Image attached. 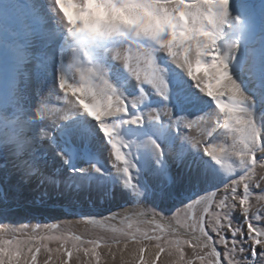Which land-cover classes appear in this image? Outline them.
<instances>
[{"label":"snow or ice","instance_id":"obj_1","mask_svg":"<svg viewBox=\"0 0 264 264\" xmlns=\"http://www.w3.org/2000/svg\"><path fill=\"white\" fill-rule=\"evenodd\" d=\"M21 7L0 0V127L11 130L0 135V205L10 175L17 189L49 181L50 151L75 193L104 180L108 199L116 189L122 211L89 223L131 212L167 226L131 235L137 264H146L144 241H155L151 264L162 254L176 264H264V29L257 37L245 0H51L42 24L40 12L22 20ZM37 30L45 47L28 72ZM60 228L4 224L0 264H40L42 252L45 264L81 253L101 264L102 247L113 259V247H128L127 237Z\"/></svg>","mask_w":264,"mask_h":264},{"label":"bare ground","instance_id":"obj_2","mask_svg":"<svg viewBox=\"0 0 264 264\" xmlns=\"http://www.w3.org/2000/svg\"><path fill=\"white\" fill-rule=\"evenodd\" d=\"M51 0H22V2L19 3L21 7V19L24 21H27L29 23H32V15L34 12H40V21L43 23V13L41 12V9L44 11L47 10V4H49ZM28 5V8H24V5ZM245 4L248 7V12L253 18L254 25H255V33L257 37H259L262 34V28H263V16L261 14V9L264 5V0L254 1V0H245ZM35 5V9L32 8V6ZM29 41H28V58L24 63V68L28 72H34L36 68V60L35 57H37L41 50L45 47L44 40L39 34V31L37 30V34L32 35L29 33ZM255 49L258 51L259 44L256 43L254 45ZM63 101L56 102L54 98V105L59 106L62 104ZM192 119H195V117H192ZM10 129H4L0 127V135L4 134H10ZM75 143L83 146H87V142L76 137L74 138ZM177 151L180 150L179 145H177L176 148ZM4 153H0V156H3ZM8 159H11V156H8ZM71 164H75L76 166H83L84 161L82 160H76L72 159L70 160ZM230 163V161H229ZM79 164V165H78ZM98 167H103L105 170L110 171V165L106 162V157L99 158V161L97 163ZM10 167V165H9ZM49 171L53 173V175L50 177L49 181L47 183H41L37 180H33L31 183L24 184L25 186V197L26 202L22 203L21 205L24 207V209L30 210V211H41V213L45 216V218L51 219L54 216L57 215H63L68 212H74V213H93V216H85L82 214H79V216L76 217V220L84 221L85 218H95V217H105L110 215L111 213L108 211L109 209L112 210V212H121V208H117L118 206H121L122 201L117 198L116 195V189L112 190V199H108L106 196V192L109 187V181L104 180L103 183L93 182L89 185L88 191H80L78 193H75L78 191L74 188L72 185V182L70 180V171L68 174H64V170L59 165V161L55 160L51 156V152L49 151ZM15 175V174H13ZM16 176V175H15ZM70 196L76 199V204L74 206V209L70 208L67 209L66 206L60 205L58 206L55 204L56 198H61L64 202V197ZM46 199L50 201L49 205H46ZM16 205L6 203L4 205H0L1 210H13ZM123 207H131L130 205H125ZM96 213H101L100 215H95ZM136 217L131 213L127 212L121 215L118 219L119 220H133ZM150 218V217H149ZM159 222V221H158ZM160 223V222H159ZM161 224V223H160ZM162 227H167L166 225L162 224ZM136 243H134L133 246H135ZM153 247H148L144 253V259L146 264H151V261L153 260ZM132 254H134V248L130 250ZM129 258L128 261H130L128 264H135L134 259L132 255H124L120 256L117 263H121L122 260Z\"/></svg>","mask_w":264,"mask_h":264},{"label":"rangeland","instance_id":"obj_3","mask_svg":"<svg viewBox=\"0 0 264 264\" xmlns=\"http://www.w3.org/2000/svg\"><path fill=\"white\" fill-rule=\"evenodd\" d=\"M259 1L260 0H254ZM261 14L263 16V28L264 29V5L261 9ZM40 24H42L41 21H39ZM79 165V164H78ZM7 183L10 186V192H11V198L8 200L7 203L13 204L17 206L13 210H1L0 209V220H3L4 223L0 224V228L4 226V224L9 225L10 227L19 228L21 225L28 224V225H35V224H41V225H51V224H57L60 225L61 231L66 232V234L71 236H81L83 239H92L96 237H102L105 240H111L114 236L118 237L122 241L127 237L128 238V247L127 249L123 251H117L116 247H113L112 251L116 253L115 259L112 258V256L109 254L107 248H101L99 251L101 252V264H119L117 263L120 256L124 255H132L133 259L135 260L134 263L137 264L136 255H137V249L140 247L139 244H136L131 241L130 237L131 235H135L137 238H141L145 233L151 234L154 230H158V225L162 227L163 225L160 224L158 221L156 222H149V217H141L139 215H134L136 218L133 220H115V221H105L103 224L100 223H89L91 219H95L96 221H103L104 217H95V218H85L84 221L76 220V217L79 216V214L74 212H68L63 215H57L52 217L51 219L45 218V216L41 213V211H30L27 209H24V207L21 205L22 203L26 202L25 197V186L23 185L19 189L15 187L17 184V178L15 175H10L8 178ZM195 194L194 192L192 193ZM258 194V192H254V196ZM64 202L61 198L55 199V204L58 206H66L67 209H74L76 202V199L70 196H65ZM169 203H177V201H169ZM46 205L50 204V201L46 199L45 202ZM160 210L159 208L157 209ZM167 215V213H164ZM237 223H239V219L236 220ZM117 229V232H113L112 229ZM166 228V227H165ZM7 238V237H5ZM144 243L148 247H153L155 245V241H144ZM57 243L55 241H52L49 243V247L55 249L57 247ZM91 245H89L90 247ZM121 249H123V243L119 245ZM219 247V245H218ZM247 247V244L245 245ZM134 248V254L130 252L131 249ZM190 249H186V253H190ZM40 264H45V260L47 259V253L42 252L40 254ZM129 258L124 259L121 261L120 264H128L130 261H128ZM59 257H54V264H58ZM71 264H88V258L84 257L81 253L79 257L76 255L73 256L71 260ZM92 264H95L93 261ZM160 264H176V256L175 255H168V254H162L160 257Z\"/></svg>","mask_w":264,"mask_h":264}]
</instances>
